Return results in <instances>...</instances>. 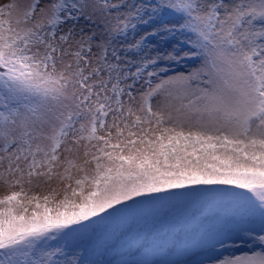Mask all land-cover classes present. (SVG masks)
<instances>
[{
    "label": "snow or ice",
    "instance_id": "6c2138e0",
    "mask_svg": "<svg viewBox=\"0 0 264 264\" xmlns=\"http://www.w3.org/2000/svg\"><path fill=\"white\" fill-rule=\"evenodd\" d=\"M0 264H264V0H0Z\"/></svg>",
    "mask_w": 264,
    "mask_h": 264
}]
</instances>
